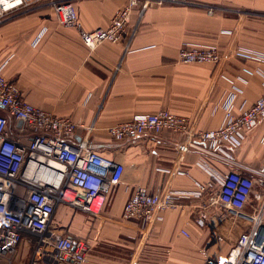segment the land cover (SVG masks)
I'll use <instances>...</instances> for the list:
<instances>
[{"label":"crops","instance_id":"0c3cea01","mask_svg":"<svg viewBox=\"0 0 264 264\" xmlns=\"http://www.w3.org/2000/svg\"><path fill=\"white\" fill-rule=\"evenodd\" d=\"M53 1L36 0L0 25V71L21 88L27 102L78 123L73 142L90 136L94 150L125 168L99 215L59 205L49 230L88 240L86 264H204V252L224 261L251 223L210 197L223 176L237 169L255 181L245 210L261 207L264 117L241 145L226 146L234 164L197 148L181 153L179 146L220 127L227 104L237 115L264 94V63L236 54L239 48L264 53V0L166 2L143 14L135 8L124 34L130 42L105 41L94 50L84 45L76 27L57 22ZM73 1L88 31L107 28L128 3ZM185 44L216 45L223 59L182 62ZM162 109L187 116L190 132H148L120 141L108 133L115 123ZM0 113L9 117L3 107ZM14 133L25 141V134ZM200 185L205 189L197 195ZM139 186L154 194L173 191L176 205L158 210L148 224L124 219V206ZM202 213L204 224L199 223ZM32 250L25 237L13 257L28 261Z\"/></svg>","mask_w":264,"mask_h":264},{"label":"built area","instance_id":"2783aa9c","mask_svg":"<svg viewBox=\"0 0 264 264\" xmlns=\"http://www.w3.org/2000/svg\"><path fill=\"white\" fill-rule=\"evenodd\" d=\"M34 1L0 0V25L11 12ZM166 2L185 3L187 0H128L107 28L91 31L82 28L73 0H56L52 6L57 22L76 27L84 45L94 50L105 41L130 42L124 34L134 9L139 8V13L143 14L147 9ZM236 54L264 63V53L239 48ZM179 59L185 63H219L223 53L216 45L185 44L180 49ZM0 107L13 118L12 125L10 118L0 113V264H86L90 242L53 232L49 225L59 205L99 215L106 196L121 182L124 165L94 150L87 135L73 142L78 123L27 102L21 88L1 71ZM262 117L264 94L237 115L229 103L220 127L199 132L196 140L181 143L179 150L186 153L190 148H197L234 164L226 146L241 145L246 134ZM164 130L188 134L190 119L162 109L135 115L131 120L108 127L110 137L118 141L148 132L159 134ZM14 132L25 134V141L16 138ZM44 167L52 171H46ZM254 186V179L237 169L221 179L210 202L218 203L233 215L248 217L251 226L240 234L224 261L204 252V264H264V201L253 212L245 210ZM204 189L205 186L200 185L196 194L201 195ZM175 205L173 191L165 189L154 194L147 187L139 186L127 200L122 217L148 224L158 210ZM205 218L206 214L202 213L199 223L204 224ZM25 237H29L32 243V254L28 261L18 262L13 256Z\"/></svg>","mask_w":264,"mask_h":264},{"label":"bare ground","instance_id":"6f19581e","mask_svg":"<svg viewBox=\"0 0 264 264\" xmlns=\"http://www.w3.org/2000/svg\"><path fill=\"white\" fill-rule=\"evenodd\" d=\"M56 167H59V164H55ZM44 169H46V171H52L51 169L47 168V167H44Z\"/></svg>","mask_w":264,"mask_h":264},{"label":"rangeland","instance_id":"374dc122","mask_svg":"<svg viewBox=\"0 0 264 264\" xmlns=\"http://www.w3.org/2000/svg\"><path fill=\"white\" fill-rule=\"evenodd\" d=\"M91 137L89 136V139H90Z\"/></svg>","mask_w":264,"mask_h":264},{"label":"water","instance_id":"95a60500","mask_svg":"<svg viewBox=\"0 0 264 264\" xmlns=\"http://www.w3.org/2000/svg\"><path fill=\"white\" fill-rule=\"evenodd\" d=\"M20 123H22V122H20Z\"/></svg>","mask_w":264,"mask_h":264}]
</instances>
